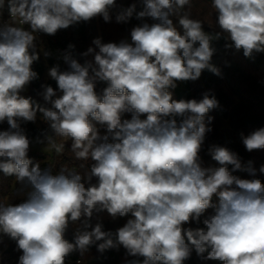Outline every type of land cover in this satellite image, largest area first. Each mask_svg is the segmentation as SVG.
Segmentation results:
<instances>
[{
  "label": "clouds",
  "instance_id": "1",
  "mask_svg": "<svg viewBox=\"0 0 264 264\" xmlns=\"http://www.w3.org/2000/svg\"><path fill=\"white\" fill-rule=\"evenodd\" d=\"M6 2L19 25L0 22V123L9 125L0 131V173L15 177L28 192L18 204L0 203V232L22 251L19 264H66L73 252L83 255L97 241H103L98 251L122 245L130 256L143 257L142 264H183L189 245L222 264H264V182L234 176L241 161L222 146L209 149L220 166L202 167L199 153L212 130L205 116L219 102L207 93L199 101L175 100L169 90L197 80L205 69L220 74L210 64L220 34L206 33L184 11L191 0H140L138 18L156 22L134 27L131 43L97 38L98 51L90 47L83 54H94V61L85 65L64 54L68 70H49L60 94L50 85L41 93L50 108L20 95L38 78L32 69L39 59L36 34L54 35L96 16L108 22L115 0H0V10ZM212 7L219 29L245 57L264 52V0H212ZM135 11L133 4L116 19L125 21ZM99 81L107 85L101 92ZM37 111L52 130L48 144L61 153L64 144L53 136L70 139L75 158L92 161L88 173L53 174L29 159L31 141L20 122H35ZM125 113L131 119H123ZM242 142L249 152L264 149V128ZM259 171L264 173V165ZM209 208L214 211L203 220L205 227H185ZM103 211L132 217L115 241L102 224L89 223L94 212ZM77 222L82 229L70 243L64 233Z\"/></svg>",
  "mask_w": 264,
  "mask_h": 264
},
{
  "label": "trees",
  "instance_id": "2",
  "mask_svg": "<svg viewBox=\"0 0 264 264\" xmlns=\"http://www.w3.org/2000/svg\"><path fill=\"white\" fill-rule=\"evenodd\" d=\"M136 4V11L125 21L118 22L116 17L124 13L131 5ZM142 10L140 0H115V4L109 7L110 21L105 22L102 16H96L87 22H78L67 29L58 30L54 35L37 33L36 51L39 59L33 63L32 69L38 74V78L30 83V92L23 93L25 98L31 97L33 105L50 108L51 105L38 97L41 96L43 86L50 85L59 90L56 82L49 76V70L54 66H59L60 71L68 70V65L62 59L64 54H70L81 65L94 61V54L83 55L90 47L98 51L93 41L97 38L102 43H117L122 41L131 43V30L144 23L152 24L151 18H138L137 13ZM192 19L202 22L203 30L216 37L213 40V47L216 52L211 58L210 64L219 70V75L205 69L201 76L195 80L177 82L174 89H169L175 100H201L204 94L210 97L214 96L219 105L210 110L205 116V122L212 129L206 134L204 143L199 153L201 165L205 168H216L220 165L214 161L209 153L212 146H222L235 153L241 161L242 168L232 171V166L228 165L229 171L234 176L242 179L258 178L264 182V173L259 171L264 165V149L247 151L242 138L255 130L264 128V52H253L250 57H245L243 49L237 50L226 34L222 33L216 24V13L212 7V0H191L190 6L184 10ZM9 16L7 2L0 10V22ZM173 23L178 25V17H171ZM7 23L19 25L15 19L8 20ZM27 28V25H22ZM72 46V47H70ZM226 50L228 52H226ZM48 53V55H45ZM91 73V70H90ZM107 85L105 82H97L96 90L101 92ZM211 117L209 123L208 118ZM146 118L144 116L141 117ZM123 119H131V114L125 113ZM177 121L181 118L176 117ZM40 125L34 122H20L21 129L25 135L31 139L45 141L47 135H52V130L44 121ZM7 122L0 123V131L7 130ZM109 142H112L111 140ZM64 148L61 153L55 149L51 154L40 150H29L28 157L33 163H40L41 168H51L53 174L61 169H74L81 175L90 171L92 161L78 160L71 151V143L64 142ZM254 172V175H253ZM91 183H96L93 178ZM87 187L88 184L86 183ZM28 189L20 185L15 177L5 176L0 173V203L18 204L27 196ZM216 203V198H213ZM214 209L209 208L200 221H192L185 227L203 228V220L213 214ZM131 215L112 218L106 211L94 212L89 223L95 226L97 223L103 225L104 231H110L113 240L116 239L117 230L124 226ZM78 229H82L79 222L69 223L64 233V238L70 243H74L75 235ZM91 230V229H88ZM103 241H97L91 245L83 255L80 252H73L67 259L66 264H131L139 260L142 264L143 257H133L127 253L122 245L105 250L98 251L97 245ZM187 242V241H186ZM192 249L190 258L183 264H222L219 260H210L197 255L195 248ZM211 249L209 248L208 251ZM22 251L17 248L16 242L7 235L0 232V264H19V257ZM207 257V251L203 254Z\"/></svg>",
  "mask_w": 264,
  "mask_h": 264
},
{
  "label": "rangeland",
  "instance_id": "3",
  "mask_svg": "<svg viewBox=\"0 0 264 264\" xmlns=\"http://www.w3.org/2000/svg\"><path fill=\"white\" fill-rule=\"evenodd\" d=\"M226 52H228V51L226 50ZM96 88H98L97 85H96ZM29 92H30V84L27 86V88L24 91L21 92V94L23 95V93H29ZM38 99L44 101L42 95L40 97H38ZM40 121H44L43 118H42V113L37 111V116H36V120H35L34 123L37 124V125H40L41 124ZM96 127L99 130L101 135L105 134L106 130L102 126L97 124ZM52 135H53V133H52ZM53 139L55 140V142L57 144L64 143V142L72 143V141L70 139L63 140V138H61V137L53 136ZM30 141H31L30 150H40V151H43V152L49 153V154H51L53 152V148L51 147L50 144H48L47 141L46 142L45 141L42 142V141H39L38 139H31Z\"/></svg>",
  "mask_w": 264,
  "mask_h": 264
},
{
  "label": "built area",
  "instance_id": "4",
  "mask_svg": "<svg viewBox=\"0 0 264 264\" xmlns=\"http://www.w3.org/2000/svg\"><path fill=\"white\" fill-rule=\"evenodd\" d=\"M11 19H15V20L18 21V23H19V18H18V17H11L10 14H9L8 17H6V18L4 19V21L7 22L8 20H11Z\"/></svg>",
  "mask_w": 264,
  "mask_h": 264
}]
</instances>
